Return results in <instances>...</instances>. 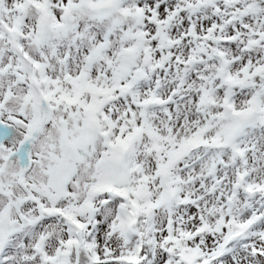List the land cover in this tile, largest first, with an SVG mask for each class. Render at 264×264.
<instances>
[{
  "label": "snow or ice",
  "instance_id": "6c2138e0",
  "mask_svg": "<svg viewBox=\"0 0 264 264\" xmlns=\"http://www.w3.org/2000/svg\"><path fill=\"white\" fill-rule=\"evenodd\" d=\"M0 264H264V0H0Z\"/></svg>",
  "mask_w": 264,
  "mask_h": 264
}]
</instances>
